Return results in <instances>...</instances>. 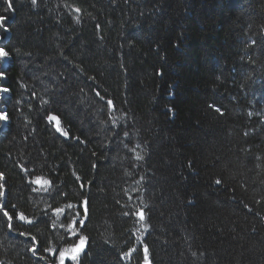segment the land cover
<instances>
[{
	"label": "trees",
	"instance_id": "obj_1",
	"mask_svg": "<svg viewBox=\"0 0 264 264\" xmlns=\"http://www.w3.org/2000/svg\"><path fill=\"white\" fill-rule=\"evenodd\" d=\"M8 4L0 264H264V0Z\"/></svg>",
	"mask_w": 264,
	"mask_h": 264
},
{
	"label": "snow or ice",
	"instance_id": "obj_2",
	"mask_svg": "<svg viewBox=\"0 0 264 264\" xmlns=\"http://www.w3.org/2000/svg\"><path fill=\"white\" fill-rule=\"evenodd\" d=\"M32 3L35 4L36 3V0H32ZM8 7L9 8L12 7L11 0H9ZM77 11H79V9H77ZM5 19H6V17L0 16V26H3V22L5 21ZM7 55H8V53L5 50L0 49V56H7ZM109 104H111V101H109ZM209 107H213V106L212 105H209ZM169 111H171V109H169ZM215 111L217 113H220L221 115L223 114L219 108H215ZM4 118H6V117H4ZM48 119L49 120H56L57 121V124H59V121H58L57 117H55V116H49ZM57 130H59V128ZM64 134L67 135L66 132ZM36 182L37 183H40L39 178H37V181ZM221 182L222 181L219 180V179L215 180V183L217 185H219ZM44 183H48V182L47 181H44ZM84 205H85V207H84L83 211H84L85 214H87V211H88V209H87V201H84ZM68 207L71 208L72 205H68ZM63 211H64V209H61V208L56 209V212H58V213H62ZM5 215L8 216V213L5 212ZM141 218H143V213H141ZM9 219H11V217H9ZM19 219L26 220L27 218L21 213L20 216H19ZM29 223H31V221H29ZM77 223L83 224L84 221H82V220L79 221V222H77L75 220L72 221V224L70 225V230L72 231V234L73 235H76V232H75L74 229H75ZM85 241H86V237L81 236L79 238V243L74 244L70 249H65L64 251H61L60 252V264H65V257L66 256H70L72 260H76L77 257H78V255H79V253L81 251H83V249H84ZM33 250H35V249H33ZM46 251H49V250L46 249ZM145 251H147V250L145 249Z\"/></svg>",
	"mask_w": 264,
	"mask_h": 264
}]
</instances>
